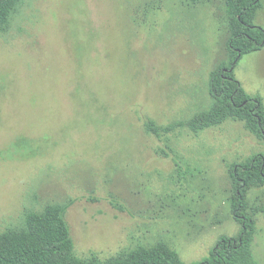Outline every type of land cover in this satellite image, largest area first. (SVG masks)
Segmentation results:
<instances>
[{"label": "rangeland", "instance_id": "1", "mask_svg": "<svg viewBox=\"0 0 264 264\" xmlns=\"http://www.w3.org/2000/svg\"><path fill=\"white\" fill-rule=\"evenodd\" d=\"M230 23L225 0H18L0 20V233L64 208L75 256L97 264L159 245L200 262L236 236L230 170L264 140L189 124L214 102ZM235 76L264 103V49ZM247 203L264 264V186Z\"/></svg>", "mask_w": 264, "mask_h": 264}, {"label": "trees", "instance_id": "2", "mask_svg": "<svg viewBox=\"0 0 264 264\" xmlns=\"http://www.w3.org/2000/svg\"><path fill=\"white\" fill-rule=\"evenodd\" d=\"M197 3L201 0H188ZM18 0H0V20L11 12ZM231 17L228 58L209 79L214 99L207 112L196 115L189 124L199 132L233 119L249 123L264 140V103L260 96L247 94L235 76L239 61L264 49V28L256 25L260 0H225ZM149 130L159 129L150 124ZM233 182L232 214L240 225L236 236H221L208 257L186 263L166 245L140 248L103 264H258L253 253L256 222L248 213L247 195L253 185L264 186V154L230 170ZM0 264H97L75 256V244L65 219L64 208L48 207L43 213H29L25 228L0 233Z\"/></svg>", "mask_w": 264, "mask_h": 264}]
</instances>
